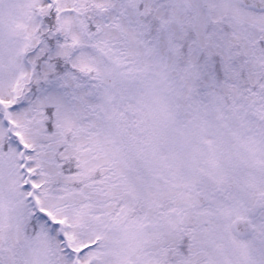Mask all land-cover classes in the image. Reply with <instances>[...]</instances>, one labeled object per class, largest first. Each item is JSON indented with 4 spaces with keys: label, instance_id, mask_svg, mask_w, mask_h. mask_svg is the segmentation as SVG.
I'll return each instance as SVG.
<instances>
[{
    "label": "snow or ice",
    "instance_id": "snow-or-ice-1",
    "mask_svg": "<svg viewBox=\"0 0 264 264\" xmlns=\"http://www.w3.org/2000/svg\"><path fill=\"white\" fill-rule=\"evenodd\" d=\"M0 264H264V0H0Z\"/></svg>",
    "mask_w": 264,
    "mask_h": 264
}]
</instances>
